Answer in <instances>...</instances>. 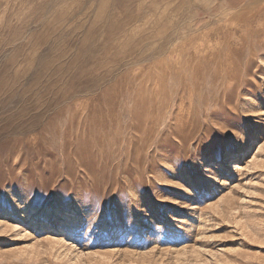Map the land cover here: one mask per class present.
<instances>
[{
  "label": "rangeland",
  "instance_id": "obj_1",
  "mask_svg": "<svg viewBox=\"0 0 264 264\" xmlns=\"http://www.w3.org/2000/svg\"><path fill=\"white\" fill-rule=\"evenodd\" d=\"M0 130V264H264V0H0Z\"/></svg>",
  "mask_w": 264,
  "mask_h": 264
},
{
  "label": "bare ground",
  "instance_id": "obj_2",
  "mask_svg": "<svg viewBox=\"0 0 264 264\" xmlns=\"http://www.w3.org/2000/svg\"><path fill=\"white\" fill-rule=\"evenodd\" d=\"M49 3H50V2H49ZM104 7H105V6H104ZM101 9H103V8H101ZM43 10H44V9H43ZM98 10H99V11H103V10L105 11V9L100 10L99 8H98ZM104 11H103V12H104ZM99 14H100V13H99ZM99 14H98L99 17H101V16L103 15V14H100V15H99ZM103 16H104V15H103ZM99 19H100V18H97V21H99ZM119 20H120V19H119ZM151 21H152V20H151ZM100 22H101V21H100ZM154 22H155V21H154ZM124 24H125V23H124ZM96 25H97V22H96ZM172 25H173V24H172ZM172 27H173V26H172ZM128 29H129V28H128ZM166 29H167V28H166ZM91 30H92V29H91ZM91 30H90V32H91ZM97 30H98V29H97ZM99 30H100V29H99ZM158 30H159V29H158ZM171 30H172V29H171ZM140 31H141V30H140ZM165 31H166V30H165ZM127 33H128V32H127ZM154 33H155V32H154ZM90 34H92V32H91ZM139 34H140V33H139ZM48 36H49V35H48ZM137 36H138V35H137ZM150 36H151V35H150ZM170 36H171V35H170ZM172 36H173V35H172ZM172 36H171V37H172ZM91 37H92V36H91ZM103 37H104V36H103ZM171 37H170V39H171ZM119 38H120V37H119ZM167 38H168V37H167ZM88 39H89V37H88ZM91 39H92V38H90V40H91ZM162 39H163V38H162ZM173 39H174V38H173ZM90 40H88V43L91 42ZM92 40H93V39H92ZM119 40H120V39H119ZM167 40L169 41V39H167ZM84 41H85V40H84ZM96 41H97V40H96ZM170 41H171V40H170ZM46 42H47V41H46ZM46 42H45V43H46ZM85 43H87V42H85ZM85 43H84V45H85ZM155 43H156V42H155ZM172 43H173V41H172ZM113 44H114V43H113ZM161 44H162V43H161ZM163 44H164V43H163ZM87 45H88V44H87ZM89 45H90V43H89ZM155 45H156V44H155ZM168 45H169V44H168ZM162 46H163V45H162ZM36 47H37V46H36ZM117 47H118V46H117ZM137 47H138V46H137ZM95 48H96V47H95ZM96 49H97V48H96ZM21 50H22V49H21ZM152 50H153V49H152ZM149 51H150V50H149ZM156 51H157V50H156ZM154 54H156V52L153 53L152 55L154 56ZM42 55H43V54H42ZM152 55H151V56H152ZM30 56H31V55H30ZM151 56H150V57H151ZM155 57H157V56H155ZM74 61H75V60H74ZM142 62H143V61H142ZM75 63H76V62H75ZM58 71H59V70H58ZM40 72H41V71H40ZM41 74H42V73H41ZM97 76H98V75H97ZM45 82H46V81H45ZM62 83H63V82H62ZM44 86H45V85H44ZM46 94H47V93H46ZM19 103H20V102H19ZM16 110H17V109H16ZM18 110H19V109H18ZM40 111H41V110H40ZM11 112H12V111H11ZM11 112H10V113H11ZM6 115H7V114H6ZM8 115H9V114H8ZM22 116H23V115H21V117H22ZM9 117H10V116H9ZM9 117H8V118H9ZM8 118H7V120H8ZM12 119H13V118H12ZM22 119H23V118H22ZM7 120H6V121H7ZM16 120H17V119H16ZM8 121H9V120H8ZM10 121L13 123L15 120H14V121L10 120ZM32 121H33V119H32ZM34 121H35V119H34ZM3 122H5V120H4ZM22 122H23V121H22ZM25 122L28 124L29 121H25ZM30 122H31V121H30ZM17 123H18L17 125H19V121H18ZM26 123H23V124H26ZM5 124H6V123H5ZM23 124H22V125H23ZM8 125H9V124H8ZM13 125H14V124H13ZM17 125H16V126H17ZM16 126H15V127H16ZM20 126H21V125H20ZM22 128H23V127H22ZM25 128H27V127H25ZM17 129H18V127H17ZM22 130H23V129L20 128V130H18V131H20V132L16 131V133H20V134H22V133H21ZM24 130H26V129H24ZM0 131H1V130H0ZM9 132H12V133H13V129L11 128V130H9ZM6 133H7V132H6ZM23 133H24V132H23ZM14 134H15V132H14ZM29 142H30V141H29Z\"/></svg>",
  "mask_w": 264,
  "mask_h": 264
},
{
  "label": "crops",
  "instance_id": "obj_3",
  "mask_svg": "<svg viewBox=\"0 0 264 264\" xmlns=\"http://www.w3.org/2000/svg\"><path fill=\"white\" fill-rule=\"evenodd\" d=\"M249 1L252 0H206L208 3H220L232 9L239 8Z\"/></svg>",
  "mask_w": 264,
  "mask_h": 264
}]
</instances>
